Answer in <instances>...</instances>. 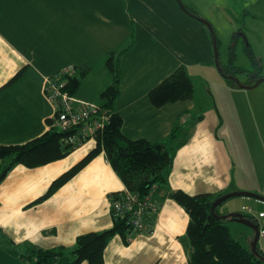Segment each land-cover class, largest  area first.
Listing matches in <instances>:
<instances>
[{"label": "crops", "instance_id": "obj_1", "mask_svg": "<svg viewBox=\"0 0 264 264\" xmlns=\"http://www.w3.org/2000/svg\"><path fill=\"white\" fill-rule=\"evenodd\" d=\"M182 2L209 21V10H217L216 0ZM122 50L114 108L123 117L124 133L177 152L166 182L154 193L160 206L151 232L138 233L129 243L113 233L101 264H189L190 215L169 193L181 189L215 197L239 190L231 188L238 152H226L224 140L215 136L214 112L193 117L194 93L161 106L150 99V90L178 67L189 72V66L215 61L210 28L177 0H0V144L25 143L50 128L55 107L45 77L61 68L88 66L75 97L102 106L114 77L107 54ZM180 133L186 140L175 142ZM95 144L90 139L63 158L34 167L17 163L1 179L0 264H30L23 256L30 244L63 248L55 264H67L79 235L113 227L111 195L126 185L104 151L44 197ZM2 163L0 158V169ZM246 202H222L218 211L242 212L239 206Z\"/></svg>", "mask_w": 264, "mask_h": 264}, {"label": "trees", "instance_id": "obj_2", "mask_svg": "<svg viewBox=\"0 0 264 264\" xmlns=\"http://www.w3.org/2000/svg\"><path fill=\"white\" fill-rule=\"evenodd\" d=\"M186 7L191 13L196 14L191 6L187 5ZM236 44V38H234L229 46L228 63H221L223 71L227 74H236L247 70L245 67L235 64ZM122 52L123 50L120 52L110 51L107 54L106 62L114 77L113 82L103 92L107 100L102 108L107 113L108 119L104 127L94 134L95 146L78 163L57 178L44 197L49 196L94 156L104 151L129 192L138 194L141 199L151 195L160 206V201L156 200L154 193L162 188L166 182L167 172L173 166L174 155L172 150L174 151V148L156 146L145 138L134 139L124 133L123 117L114 108L115 100L120 92L123 74L120 65ZM252 53L249 52L256 66V70L253 71H259L261 68L260 61ZM75 66L76 72L66 76L64 87L71 94L77 92L88 70V66ZM225 79L229 84L237 85L233 80ZM252 82L253 80L246 81L248 84ZM193 93L194 82L186 67L180 66L155 85L150 90L149 96L154 105L161 106L171 101L190 98ZM57 119L58 115L55 113L48 120L50 128L28 142L0 144V158L3 161L0 169V181L17 163H23L29 167L38 166L61 159L78 147L66 142V136L70 131L61 130L56 125ZM124 193V191L112 193L111 197L115 200H123ZM169 196L185 207L190 215L185 241L189 264H262L263 259L233 236L225 220L211 212V205L216 196L214 197L209 193L191 195L181 189L170 192ZM113 211L112 209V213ZM216 211L220 213L218 207ZM245 214L250 218L256 217L252 214ZM125 215L127 218H131L133 213L126 212ZM155 215L156 213H151V223ZM113 217L114 225L112 228L78 236L77 245L71 251L73 259L69 260L67 264H81L83 261H86L87 264L103 263L107 240L115 232L121 234L124 241L129 243L128 236L131 227L127 223V218ZM260 252L264 254L262 250ZM63 254V248H42L31 244L27 245L23 252L24 259L30 264H55L56 260Z\"/></svg>", "mask_w": 264, "mask_h": 264}, {"label": "rangeland", "instance_id": "obj_3", "mask_svg": "<svg viewBox=\"0 0 264 264\" xmlns=\"http://www.w3.org/2000/svg\"><path fill=\"white\" fill-rule=\"evenodd\" d=\"M216 2L217 10H209L208 17L212 19L210 22L219 40L220 62L228 63L229 46L236 38L235 64L253 72L256 66L249 54L253 52L260 61L259 73L264 76V0H229L228 4L220 0ZM188 73L194 82L193 117L206 118L214 112L215 136L224 140L226 152H233L234 155L238 152L235 156L237 166L231 173V188L238 187L239 190L264 196V81L254 88L231 85L219 72L215 61L212 65L189 66ZM194 125L189 126L190 133ZM185 137L184 133H180L175 142L186 140ZM172 152H177V149ZM245 201L243 207L239 206L240 210L264 222V216L259 214L264 212V200L238 195L224 202L238 204ZM225 222L231 225L233 236L251 249L253 230L233 220ZM258 248L264 252V234L260 235Z\"/></svg>", "mask_w": 264, "mask_h": 264}, {"label": "built area", "instance_id": "obj_4", "mask_svg": "<svg viewBox=\"0 0 264 264\" xmlns=\"http://www.w3.org/2000/svg\"><path fill=\"white\" fill-rule=\"evenodd\" d=\"M76 69L75 65H70L47 75L45 92L54 104V114L58 115L56 125L63 131H70L66 136V142L79 146L94 138L95 132L104 127L108 115L101 105L79 100L75 94L64 89L66 76L75 73ZM124 192L123 200H115L112 209L113 216L123 218H127L126 212L133 213L131 218H127V223L131 227L128 240L131 241L138 233L151 232L150 215L157 213L159 204L151 195L141 199L138 194L129 192L127 188ZM260 216H264V212H261Z\"/></svg>", "mask_w": 264, "mask_h": 264}, {"label": "water", "instance_id": "obj_5", "mask_svg": "<svg viewBox=\"0 0 264 264\" xmlns=\"http://www.w3.org/2000/svg\"><path fill=\"white\" fill-rule=\"evenodd\" d=\"M177 1L184 10L191 13L187 9L186 5L182 2V0H177ZM191 14H193V13H191ZM193 15L197 16V18L199 20L204 22L210 28L211 33H212L213 44H214L215 64H216L219 72L225 78L233 80L240 87H250V88L257 87L258 85H260L264 81V76H262L255 83L248 84L233 74L225 73L223 71L222 64L220 62V52H219V48H218V40H217V37L215 36L212 23L209 20H207L206 18L198 16L197 14H193ZM238 195L251 196V197H255V198L264 200V196L257 194L255 192L245 191V190H234V191H230V192H227L225 194H221V195L217 196L215 198V200H213V202H212L211 212L221 219L225 220L228 218H232L234 220H237L241 223L248 225L255 233L253 241L251 243V250L258 257H260L261 259L264 260V254H262L258 248V241H259L260 235L262 233V230L264 229V222H262L258 217L250 218V217L246 216L245 213L240 212V211L229 212V213H225V214L217 213V211H216V208L218 207V205L220 203L224 202L225 200H227L233 196H238Z\"/></svg>", "mask_w": 264, "mask_h": 264}, {"label": "flooded vegetation", "instance_id": "obj_6", "mask_svg": "<svg viewBox=\"0 0 264 264\" xmlns=\"http://www.w3.org/2000/svg\"><path fill=\"white\" fill-rule=\"evenodd\" d=\"M259 72L260 71H253L252 72L249 69H247L246 71L237 72L236 74H233V73H228V74H233V75L239 77L244 82H246L248 80H253L252 83H255L260 77H262ZM252 83H249V84H252Z\"/></svg>", "mask_w": 264, "mask_h": 264}]
</instances>
